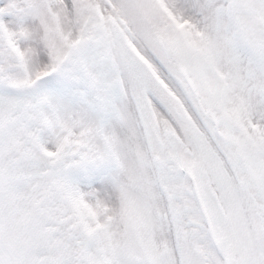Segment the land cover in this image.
<instances>
[{"label":"snow or ice","instance_id":"obj_1","mask_svg":"<svg viewBox=\"0 0 264 264\" xmlns=\"http://www.w3.org/2000/svg\"><path fill=\"white\" fill-rule=\"evenodd\" d=\"M0 264H264V0H0Z\"/></svg>","mask_w":264,"mask_h":264}]
</instances>
